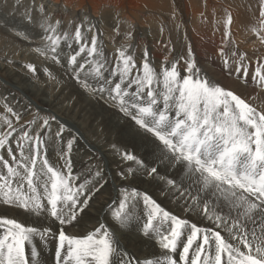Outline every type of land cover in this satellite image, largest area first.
<instances>
[{"label":"snow or ice","instance_id":"obj_1","mask_svg":"<svg viewBox=\"0 0 264 264\" xmlns=\"http://www.w3.org/2000/svg\"><path fill=\"white\" fill-rule=\"evenodd\" d=\"M39 11L43 14L45 6ZM259 17L253 32L264 43V0ZM232 22L228 13L226 26ZM40 27L45 43L34 51L52 64L63 60L69 79L98 103L114 107L130 125L135 151L111 145L119 157L113 171L68 121L36 110L20 123L23 114L5 103L0 205L40 222L31 226L0 216V264H41L38 243L49 241H55L54 264H264V104L210 79L190 45L186 57L165 56L158 73L147 49L140 67L128 45H121L114 60L106 56L90 21L62 29L60 19L49 23L45 17ZM231 43L227 53L220 48L221 61L226 69L234 65L230 74L247 84L250 61ZM25 67L34 76L38 71L33 63ZM44 72L62 83L49 68ZM251 83L264 90V57L257 58ZM49 151L59 160L51 162ZM145 183L174 200L180 212L140 187ZM108 190L115 191V199L106 215L116 227L98 221L82 236L67 232ZM48 220L55 231L45 226ZM135 227L162 252L140 258L125 250L120 234Z\"/></svg>","mask_w":264,"mask_h":264},{"label":"rangeland","instance_id":"obj_2","mask_svg":"<svg viewBox=\"0 0 264 264\" xmlns=\"http://www.w3.org/2000/svg\"><path fill=\"white\" fill-rule=\"evenodd\" d=\"M59 1L63 2V4L57 3L58 5H55L52 1L47 3L46 0H0V115L4 114L5 109L3 105L7 103L14 110H18L23 114V119L20 123L32 119L36 114V110H39L40 115L52 113L60 117L56 111L44 107L34 96L27 95V90L25 89L26 91H24L17 80L11 76V71L13 70L26 74L32 83L46 86L53 93L60 92L73 82L66 77L64 78L66 81L64 79L60 80L56 71L55 75L62 83L57 84L56 81L49 80L44 69L49 68L54 72L53 67L62 66L63 60L61 64H52L51 61L46 60L34 51L36 47H43L45 43L42 40L43 29L40 27L44 23L45 17H48L49 23H55L57 19H60L62 29L74 27L81 22L86 24L87 21H90L95 25L98 42H102L104 45L105 55L112 60L118 55L117 50L121 45H128L129 51H133L134 49L137 67H140L143 62V53L147 49L149 59L158 73L162 66H166L163 65L165 56H168L169 60L178 56L186 57L189 45L192 48L195 60L198 50L199 52L202 51L205 55L208 54L209 57H213L212 54L214 52L220 57L219 50L221 47L227 53L233 47L231 42H236L237 38L242 39V36L244 38L245 35L247 37L244 40H248L250 42L249 45L258 41L257 46L260 43L259 46L264 47L253 32V28L250 29L248 24H244L241 28L240 23L235 26L238 33H242L241 37H238L240 34H236L235 29H233L234 19L230 26H226L228 13L232 15L235 12L234 7H237L238 4L244 7L248 13L252 12L254 19L256 17L260 18L257 15H259L261 0H157L160 1L159 6L153 5L154 0H98L99 7L98 12H95L96 14L93 12V8L96 6L95 0ZM209 2H211V5ZM69 3L71 9L65 6V4ZM215 3L225 5L229 10L224 9L225 7L221 8ZM40 5L45 6L43 14L39 11ZM219 9H223L222 13H220L221 10ZM192 10L195 12H192ZM216 11L219 13L217 14ZM57 12L60 13V17L56 15ZM29 15L31 16V21L28 19ZM241 15L243 18L244 15L242 13ZM127 18H131L132 21ZM241 23L243 24V22ZM254 25H256L255 28H258L257 23ZM82 31H85V29H82ZM192 31L195 33L194 35ZM18 32L28 35L29 39L24 40L23 36L17 35ZM129 32L132 34L131 37L125 39V35ZM226 32H230L231 36L226 37ZM91 35V32L86 33L89 41ZM217 40L218 42L219 40L223 42L220 45L216 43V47H214V43ZM72 43L73 47H76L74 42ZM210 43H212V46ZM165 44H168L169 47L166 48ZM239 45L240 48L236 47L238 52L247 54V47ZM61 47H64L63 42ZM170 50L171 55H169ZM64 54L66 55V51ZM156 55L162 56L163 59H157ZM29 63L35 64L38 69L35 76L25 67ZM197 65L203 73L210 77L202 66L198 63ZM8 98L14 99V103L9 102ZM75 99L76 97L73 96V99L69 101V105L74 108L77 101ZM60 118L64 119L63 117ZM90 126L91 124H87L85 127H77L82 134L84 133L83 136L87 137L89 143L101 145L105 143L108 145V148L114 143L118 147L116 141L105 136L102 124L100 125L97 122L95 126ZM55 128L56 126L53 125V132H55ZM58 160L59 158L57 159L56 157L55 161ZM50 161L55 162L54 160ZM75 161L76 168H82L83 164L81 160L77 158ZM102 197L105 198V194Z\"/></svg>","mask_w":264,"mask_h":264},{"label":"bare ground","instance_id":"obj_3","mask_svg":"<svg viewBox=\"0 0 264 264\" xmlns=\"http://www.w3.org/2000/svg\"><path fill=\"white\" fill-rule=\"evenodd\" d=\"M50 1H52V3L55 5L63 4V2H61L59 0H46L47 3H49ZM94 2H95L96 6L93 8V12L97 13L98 7H99V1L95 0ZM70 3L65 4V6H67L68 9H71ZM209 4L211 5V2H209ZM215 4H217L221 8L225 7L224 9L229 10L228 7L225 5H222L220 3H215ZM153 5L159 6L160 1L154 0ZM78 7H81V6H78ZM234 8H235L234 9L235 12H233L232 18L234 19L233 29H235L234 31L236 34H238V35L240 34V32L238 33V30L235 27L239 23H240V28L242 26H244V24H248L250 29L255 28L256 27V25H254L255 23L258 24V26H257L258 28L260 27V24H259L260 18L256 17V19H254L252 12L248 13L244 9V7H242L239 4L237 5V7L235 6ZM77 9H79V8H77ZM216 9H218V8H216ZM59 10H60V8H59ZM219 10H221L220 13H222L223 9H219ZM192 12H195V11L192 10ZM216 13H217V11H216ZM241 13L244 15L243 18H242ZM95 14H94V16H95ZM56 15L59 17L61 16L59 12H57ZM257 16H259V15H257ZM127 19L132 21L131 18H127ZM241 22H243V24ZM239 31H240V29H239ZM192 34L194 35L195 33L192 31ZM238 35H236V36H238ZM241 36H242V33L238 37H241ZM246 37H247V35H245L244 38L242 36V39L237 38L236 42H235V46L240 48L239 44H241V45H244L247 47V51H248L247 58L250 61L249 68H248V72H249L248 80H249V82L247 84H244L243 81L238 80L234 74H230V72H232V70L235 66L233 65L232 68L226 69L224 64L221 61V58L215 52L213 54L211 53L214 57L213 58L211 56L209 57L208 54H207L208 56L203 54L202 51H200L201 52L200 53L198 50L199 48H198L197 50L199 53L196 52V61L200 66H202L204 68L206 73L210 76L209 78L220 83L222 86H224V85L228 86L230 89L235 90L237 92V94H242V96L247 97L249 99L254 98L253 102L257 105H261V104H264V90L259 89L258 86L251 83V77H252V74H253L255 66H256L257 58L258 57H264V47L259 46L260 43L257 46L258 41L255 42L254 44L251 43L249 45L250 42H248V40H244ZM211 38H213V37H211ZM145 39H146V35H145ZM207 40H208V38H207ZM201 41H203V40H201ZM221 42H223V41L219 40V42H218V40H217V42L214 43V47H216V43H218L220 45ZM211 44L212 43H210V45ZM262 45H264V43H262ZM219 48H220V46H219ZM159 55H156L157 59H163L162 56H159ZM53 71H54V73H55V71L57 72V75H59L58 78L60 80L64 79L65 77L68 78L65 75L64 68L62 66L53 67ZM11 76L15 80H17V82L22 86L24 91H26V90L28 91V92L26 91L27 95L29 94V95L34 96L37 100H39L42 103V105L44 107L56 111V113L60 117H63L66 121H68V123H70V125L74 126V128L77 129V127L78 128L79 127H85L87 124H91V126H95V124L97 122H99L100 125L102 124L104 126L105 136L109 137V139L116 141L118 143L119 148H121L122 150L128 149V150L135 151L134 149H131V140H130V136H129V131H130L129 123L127 121H124L121 119L119 113L116 111V109L114 107L105 106L102 103H98L93 98L88 96L83 90H81L75 84L74 81H73L74 83L71 81L72 82L71 85H67V86L65 85L66 87L64 89H62L60 92L57 91L56 93H53V92H51V89L47 88L46 86H43L41 84L37 85V84L32 83L30 78L26 74L16 72L13 70V71H11ZM73 96H75L77 99V101L75 102L76 103L75 108L71 107V105H69V101H71L73 99ZM8 100H9V102L14 101V99H9V98H8ZM95 145H96L97 149L100 150V154L104 157L106 164L111 163V169L114 171L116 168L115 162L119 159V157H117L113 153L111 147L108 148L107 144L103 143V145H101V144H95ZM48 155H49L50 160L55 161L56 157H57V159L59 158V156L54 154L52 151H50V153ZM83 155H84V150L82 148L81 149V156H83ZM74 163L76 164V161H74ZM128 163H130V162H128ZM140 187L147 189L167 209L172 210L174 213L180 212L179 208H177V206H176V202L174 200L170 202L168 199H165L164 197H162L160 195L158 188L155 187L154 185L145 183V184H141ZM103 194H105V198L102 197ZM103 194H101L97 197V199H96L95 203L93 204L90 211L86 210V214H84L83 220H81L79 224H77L74 227L66 228L67 232H70L73 235L82 236V235L86 234L88 231L92 230L94 227L98 226V221L104 222L110 228L116 227V224L113 223L111 217L106 215V213L108 212L107 205L109 203H111L112 200L115 199V191L114 190H108V191H104ZM0 216H4L7 218H16L20 222H26L27 224H29L31 226H38V224L40 222L35 217H33V218L26 217L23 210H16L10 206L0 205ZM44 224H45V226L51 225L53 228V231L56 230V225L52 224L50 220L44 221ZM120 239H121V243H122L125 250H127L129 253H131L137 257H140V258L153 257L154 255L162 252V250H160L157 245H155L152 241L148 240L147 238H145L142 235L139 227H135V228H132L130 230L124 231L122 234H120ZM38 247H40L41 251H42V254L40 257L41 264H54L55 241H52V242L49 241V243H47V245H43V246L39 245V243H38Z\"/></svg>","mask_w":264,"mask_h":264}]
</instances>
